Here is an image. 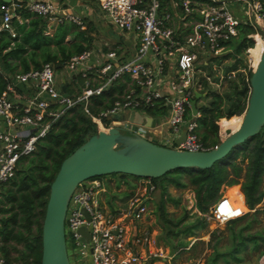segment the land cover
<instances>
[{
    "label": "built area",
    "instance_id": "built-area-1",
    "mask_svg": "<svg viewBox=\"0 0 264 264\" xmlns=\"http://www.w3.org/2000/svg\"><path fill=\"white\" fill-rule=\"evenodd\" d=\"M96 1L105 20L137 34L135 54L121 62L114 50L95 54L93 62L90 50L71 56L64 65L67 71L101 80L97 86L82 88L77 95L57 87L51 62L10 76L0 94V185L15 174L19 159L36 149L52 124L79 102L96 130H107L115 123L113 117L125 111H141L143 105L162 98L167 106L170 133L179 137L182 125L185 126L184 140L175 142L173 147L205 149L196 134V121L185 119L191 97L198 90L196 73L200 65L225 50L243 23L254 27L255 31L247 34L254 43L257 35L263 39V0H180L183 19L179 27L174 26L171 12L161 9L159 0ZM5 2L0 33L6 31L12 37L15 36L12 20L21 21V11L42 16L46 24L83 25L82 16L67 11L59 0ZM169 67L174 77L165 93L160 85ZM125 74L130 76L131 86L110 108L91 115L88 97ZM104 118L109 121L104 122ZM120 126L143 135V127L138 124L126 121ZM138 183L128 197H118L111 207L100 204L99 194L107 191L102 177L85 179L73 190L65 213L64 232L66 246L69 238L76 247L79 264L81 260L82 264H155L170 257L159 243L156 231L145 224L155 185L149 178H141ZM244 207V203H233L222 195L210 208V215L218 223H224L242 216L246 212ZM81 228L86 231L81 232ZM0 264H6L1 256Z\"/></svg>",
    "mask_w": 264,
    "mask_h": 264
},
{
    "label": "trees",
    "instance_id": "trees-1",
    "mask_svg": "<svg viewBox=\"0 0 264 264\" xmlns=\"http://www.w3.org/2000/svg\"><path fill=\"white\" fill-rule=\"evenodd\" d=\"M159 1L161 9H168V6L166 7L168 0ZM5 4L4 0H0V12ZM20 14L21 21L12 20L15 36L12 37L6 31L0 33V94L5 90L10 76L39 68L45 62H51L54 67L61 68L71 56L89 50L92 40L87 30L81 29L80 25L75 23H59L54 32L49 34L46 33V21L42 16L27 11H21ZM254 31L251 24L243 23L239 26L237 35L228 41L227 47L230 50L225 56L232 54L237 59L226 67L225 74L245 65L243 58L238 56L254 46V40L247 36ZM69 34L73 35L74 41H66L65 38ZM250 74L251 70L248 76ZM243 78L244 76L239 73L237 80L232 81L228 89L221 92L211 89L209 81L200 76V91L203 95L191 97V100L195 99L198 115H193L191 108L187 107L185 119L196 121V134L205 149L212 148L220 141L217 124L220 118H229L245 110L247 99L243 100L242 96L247 90L238 92ZM100 82L98 77L93 81L90 75L82 77L76 74L65 85L64 91L77 95L82 88L94 87ZM130 82V76L125 74L113 79L98 94H91L87 103L89 113L98 115L100 111L110 108L131 86ZM203 98L207 101L200 103ZM141 110L148 115L158 116L166 112L167 106L163 104L162 98H156L151 103L143 105ZM103 121L107 123L109 120L104 118ZM95 132V124L90 116L84 113L82 103H77L52 124L32 153L19 159L15 174L1 183L0 256L6 264H40L41 219L50 183L61 161ZM114 174L117 173L111 175ZM118 174L122 177L128 175ZM96 177L104 178L105 175ZM149 179L155 185V189L159 188V200L155 204V211L162 220L167 240L179 236L181 232L191 236L193 228L205 222L204 218L199 220L197 218L198 222L187 221L186 212L177 218L169 216L166 210L167 202L177 204L180 200L169 193V186L190 187L194 192V205L202 213L210 210L226 187L234 186L228 196L233 203L242 204L243 194L244 204L249 210L242 216L227 221V224L231 225L230 245L224 250L218 249L216 242L212 243V239L214 240L217 235L215 231L212 232L208 241L212 250L204 258V264H220V259L239 262L242 258L238 251L249 243L253 248L260 247V253L264 252V229L251 233L243 231L248 223L235 227V224L251 215L250 212L258 211L257 204L264 197V124L257 134L247 139L241 146L233 148L209 168H179ZM111 182L106 181L109 189ZM236 184L240 185L241 191ZM187 243L188 241L178 238L176 243L171 244V251L181 249L187 246Z\"/></svg>",
    "mask_w": 264,
    "mask_h": 264
},
{
    "label": "water",
    "instance_id": "water-1",
    "mask_svg": "<svg viewBox=\"0 0 264 264\" xmlns=\"http://www.w3.org/2000/svg\"><path fill=\"white\" fill-rule=\"evenodd\" d=\"M262 36L258 62L251 74L243 78L238 89V92L248 91L241 122L212 148L187 150L165 146L126 127L113 125L107 130H96L61 161L50 183L41 219L40 264H71L65 241L64 218L69 198L83 180L112 173L154 178L179 168H209L259 132L264 124V31ZM200 96L201 93L196 91L195 97ZM190 108L196 114L195 99L190 101ZM121 117L122 120L141 124L153 120L138 110ZM185 135L186 131L182 130L176 144L183 141ZM85 231L81 228V232Z\"/></svg>",
    "mask_w": 264,
    "mask_h": 264
},
{
    "label": "rangeland",
    "instance_id": "rangeland-1",
    "mask_svg": "<svg viewBox=\"0 0 264 264\" xmlns=\"http://www.w3.org/2000/svg\"><path fill=\"white\" fill-rule=\"evenodd\" d=\"M250 55L251 54L249 52V49H246L245 52L242 53V55L240 54L238 56L243 58L245 64L244 66H241L242 70L239 72L240 75H243L244 77H248L249 70L254 68L252 64L253 58ZM236 59L237 57L233 56L232 54L226 56V61L221 64L220 71L219 73H217L218 74L217 76L218 78L216 80L217 84L212 83L211 89L221 92L226 91L230 83L232 81L237 80L239 73L235 74V76H233V74L231 73L229 75L228 73L225 74L226 67L234 63ZM247 95H248V91L246 92V94H244V96H242V99L243 100L247 99ZM206 101L207 100L203 98L201 99L200 103H205ZM243 112L240 114H236V116H241L242 118ZM217 124H218V133H220L219 139L224 138L233 130L232 128H227L222 130L219 125V120L217 121ZM108 178H110V181H112L110 189L112 195L114 196L113 198L115 200L119 199L118 195H121L123 198L128 197V195L131 194V191L135 189L136 185L139 184L138 182L140 181L135 179L131 175L122 177L118 173L114 175L106 174L104 179H108ZM116 183H118L119 185L115 186ZM236 185L240 190V185L239 184ZM232 187H226L222 195L225 196L227 195L228 197L230 195V190ZM168 191L172 196L180 198L177 204L167 202L166 210L169 216H171L172 218H177L181 216L184 212H186L188 215L187 221H196L197 218L198 220L204 218L205 222L202 225L198 224L196 227H194L193 235L191 236H188L187 234L181 232L179 236H176L171 240H167L165 238V229L163 227L162 220L159 218L158 212L155 211V204L159 200V188L155 189L152 192V197L151 200L149 201V211L147 213L145 224L156 231V237L158 238L159 243L162 245L164 249H168L170 253L169 258L165 260H160L158 264H204V258L212 250L211 246L208 244V241L211 237L212 232L214 231L217 237L214 240L212 239V243L216 242V246L218 249L224 250L226 249V247L230 245L231 225L227 224V222L218 223L217 221H215L210 215V210L204 213L199 212L194 205L195 202L194 192L190 187L187 186V187L178 188L174 186H169ZM113 203H115V201ZM257 207H258V211L254 213L250 212L251 215L245 217L243 220L235 224V227L236 228L241 227L244 226L246 223H248L246 228L243 229L244 232L248 231L253 233L256 231H263L264 197L263 200L259 204H257ZM245 208L247 212L249 209L247 207ZM198 220L196 222H198ZM178 238H181L183 241H188L187 246L172 252L171 244L176 243V240ZM250 244L251 243L247 244V246L244 249L238 251V254L242 258L241 261L236 262L233 261L232 259H229V261H224L220 259L219 263L220 264H264V252L260 253V247L253 248L252 245ZM67 251L71 264H79L80 261L77 259L76 247L74 246L72 240H70L69 238L67 239ZM81 264H82V260H81Z\"/></svg>",
    "mask_w": 264,
    "mask_h": 264
},
{
    "label": "crops",
    "instance_id": "crops-1",
    "mask_svg": "<svg viewBox=\"0 0 264 264\" xmlns=\"http://www.w3.org/2000/svg\"><path fill=\"white\" fill-rule=\"evenodd\" d=\"M61 2V5L69 12H73L76 14H79L83 18V25L80 26L81 29L87 30V33H89L92 37L89 50L93 53L94 56L91 57L90 62H93L95 60V54L100 55L107 51L114 50L118 55V62L131 59L133 55L135 54L136 48L138 46V37L137 34L130 31H125L122 29H119L118 27L111 24L109 21L105 20L100 13L98 4L96 0H59ZM180 0H168V10L171 12L173 17V24L175 27H179L182 22V10L179 6ZM1 15V12H0ZM68 24V22H66ZM57 25L54 24H46V33H53ZM66 41H74L75 38H73V35L69 34L66 36ZM230 50V48H226L223 50L220 54L210 57V59L207 62H203V64L200 65L199 71L196 73V78L198 79V92L201 93V96L203 93L200 91L201 84L199 83L200 76H204L210 83V85L217 84L216 78L220 71L221 64L226 61V54ZM95 63V62H94ZM242 68L239 66L238 69L232 70L230 72H227L228 75L231 73L233 76L235 74H238ZM199 72V73H198ZM210 73V74H209ZM74 73L69 72L65 69V67H55V82L57 87L64 90L65 85L71 81V78L74 77ZM214 76V77H213ZM174 77L173 70L169 67L167 73L162 77L161 79V89L163 92H168V82ZM213 78V80H212ZM93 81L95 79L93 78ZM76 91V90H75ZM132 111V110H130ZM128 111L126 113L122 112L121 114L113 117V120H115L114 125H123L126 123L127 119L122 120V114L123 116H127V114L130 112ZM142 115H148L143 110L139 111ZM193 114V113H192ZM193 115H198L196 114ZM151 116V115H148ZM153 118L152 121H145L143 124L141 123H134L138 124L139 126L143 127V135L159 144L173 147L176 139L178 137H175L174 134L170 133L167 119H168V111L162 115L158 116H151ZM149 124V125H148ZM184 125L181 127V132L184 130ZM220 136V133H218ZM106 181L110 180V178L105 179ZM237 186V185H235ZM241 191V190H240ZM242 194V192H241ZM121 195H118L120 197ZM227 196V195H226ZM111 189L107 188V191H103L99 194L100 198V204L105 207H111L115 203V199L113 198ZM114 199V200H113ZM242 203H244V196L242 194ZM168 252L169 250L166 249ZM159 261L155 262V264H158Z\"/></svg>",
    "mask_w": 264,
    "mask_h": 264
},
{
    "label": "bare ground",
    "instance_id": "bare-ground-1",
    "mask_svg": "<svg viewBox=\"0 0 264 264\" xmlns=\"http://www.w3.org/2000/svg\"><path fill=\"white\" fill-rule=\"evenodd\" d=\"M262 44H263V39L260 36H256V43L254 44L253 47L248 48L249 52H250V56L253 58V67L256 66L260 53H261V49H262ZM249 56V57H250ZM252 70V69H251ZM241 122V116H232L230 118H226V117H222L219 119V125L221 127L222 130L227 129V128H232L233 130L236 129L239 124Z\"/></svg>",
    "mask_w": 264,
    "mask_h": 264
}]
</instances>
